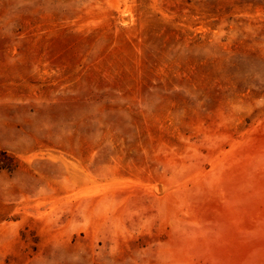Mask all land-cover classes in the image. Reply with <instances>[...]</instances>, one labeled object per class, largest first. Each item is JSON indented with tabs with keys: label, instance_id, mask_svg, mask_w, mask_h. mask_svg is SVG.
<instances>
[{
	"label": "rangeland",
	"instance_id": "374dc122",
	"mask_svg": "<svg viewBox=\"0 0 264 264\" xmlns=\"http://www.w3.org/2000/svg\"><path fill=\"white\" fill-rule=\"evenodd\" d=\"M0 264H264V0H0Z\"/></svg>",
	"mask_w": 264,
	"mask_h": 264
}]
</instances>
